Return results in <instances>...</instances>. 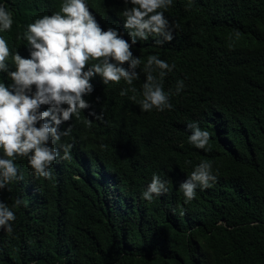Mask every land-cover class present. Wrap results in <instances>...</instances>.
Listing matches in <instances>:
<instances>
[{
	"label": "trees",
	"instance_id": "obj_1",
	"mask_svg": "<svg viewBox=\"0 0 264 264\" xmlns=\"http://www.w3.org/2000/svg\"><path fill=\"white\" fill-rule=\"evenodd\" d=\"M62 2L0 0L13 13L3 32L11 52L28 58L17 36ZM85 2L102 29L131 43L124 0ZM163 11L179 24L173 40L159 46L149 37L131 51L141 68L150 55L175 64L162 82L173 107L141 110L139 68L131 86L93 78L84 97L91 107L63 123L72 132L52 145L62 156L60 146L73 144L72 159L58 157L45 179L18 157L23 180L0 189L16 216L12 232L0 227V264H264V0H173ZM0 82L11 80L0 72ZM194 122L210 133L211 151L189 143ZM202 161L217 179L186 203L179 185ZM153 174L168 191L149 202L142 193ZM17 198L23 203L14 206Z\"/></svg>",
	"mask_w": 264,
	"mask_h": 264
},
{
	"label": "clouds",
	"instance_id": "obj_2",
	"mask_svg": "<svg viewBox=\"0 0 264 264\" xmlns=\"http://www.w3.org/2000/svg\"><path fill=\"white\" fill-rule=\"evenodd\" d=\"M172 2L124 0L126 7L121 15L131 38L129 43L117 29H102L85 0H63L59 11L35 19L27 25L22 36H17V39L27 41L28 58L11 52L3 32L12 29L13 13L0 4V72L6 73L11 80L10 84L0 82V189L13 181L23 180L14 162L18 157H26L34 175L45 179L51 178L49 169L58 157L72 159L70 149L73 144L60 146L62 156L60 149L52 145L62 136L71 134V124L60 130L63 123L74 117L79 119L81 111L91 107L84 97L93 92L91 80L97 76L104 85L119 84L123 80L131 86L142 72L146 79L139 101L141 110L164 111L173 107L169 102L171 90L165 92L162 82L175 64L169 65L157 55H150L141 68V59L131 51L138 40L147 41L149 37H155V44L159 46L173 40V32L179 29V24L174 20L170 23L163 11ZM128 4L131 7H127ZM9 58L15 70L9 68ZM138 68L140 72H137ZM184 87L182 80L177 81L176 93ZM130 90L137 91L135 88ZM128 91L121 89L120 95L125 96ZM130 99L136 101L137 97L134 94ZM42 105H47V110H40ZM89 116L103 120L104 113L91 111ZM91 122L92 119L85 121L88 126ZM187 128L191 130L190 144L211 151L208 131L201 130L195 122L187 124ZM216 179L212 164L200 162L179 185L185 202L194 199L197 187L202 190L211 187ZM167 191L166 183L153 174L142 199L150 202L154 195L160 196ZM22 203L17 198L14 206ZM15 219L14 211L0 201V227L12 232L10 222Z\"/></svg>",
	"mask_w": 264,
	"mask_h": 264
}]
</instances>
